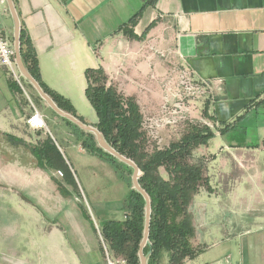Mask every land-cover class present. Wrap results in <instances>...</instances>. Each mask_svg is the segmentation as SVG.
<instances>
[{"label":"crops","instance_id":"1","mask_svg":"<svg viewBox=\"0 0 264 264\" xmlns=\"http://www.w3.org/2000/svg\"><path fill=\"white\" fill-rule=\"evenodd\" d=\"M12 2L37 55L42 81L69 100L80 118L90 113L91 123L81 118L86 124L98 123L86 97L88 69L102 68L108 85L133 98L143 121L161 114L170 95L168 77L176 79L188 70L209 83L211 93L194 103L191 117L220 123V133L212 131L215 136L200 145L202 175L212 191L202 190L198 224L194 221L199 251L182 264H264V0ZM0 20L14 46L7 0H0ZM16 84L0 65V147L10 153L0 154V165L6 162L17 191L41 194L48 175L56 184L60 170L41 167L29 147L51 137L66 160L65 146H83L78 133L48 105L65 125L47 122L51 134L31 129L27 119L34 104ZM214 188H225L228 204L210 205L215 204ZM62 213L73 234L56 219L29 220L38 232L0 235V242H7L6 249L0 246V264H103L100 249L93 256L96 243L88 244L94 238L79 232L78 220L73 223L67 210ZM165 255L158 264H170Z\"/></svg>","mask_w":264,"mask_h":264},{"label":"trees","instance_id":"2","mask_svg":"<svg viewBox=\"0 0 264 264\" xmlns=\"http://www.w3.org/2000/svg\"><path fill=\"white\" fill-rule=\"evenodd\" d=\"M20 54L27 70L58 107L86 123L76 114L69 100L51 90L42 81L37 55L23 29L20 32ZM86 74V97L98 116L97 128L119 153L133 160L143 172L140 184L150 197L152 209L150 245L144 247L145 255L148 254V264H158L165 253L168 254L170 264H182L186 259L194 258L199 250L192 245L195 229L187 208L192 193L198 192L204 179L200 168L189 165L186 158L192 154L194 147L206 144L215 134L206 127H202V130L193 127L180 143L148 153L144 148L147 139L141 131L143 116L133 98L123 97L113 85H108V78L102 68L88 69ZM61 118L78 135L88 134L85 136L87 139L82 141V146L89 153L109 162L118 172L121 165L129 167L95 143L89 142L95 137L94 134ZM29 149L41 167L60 170L62 173L61 168L68 167L51 137L40 145L30 146ZM161 166H165L168 172L167 179L159 173ZM144 206L143 196L131 188L123 207L125 218L105 222L100 229L101 237L112 256L122 257L128 264H140L139 250L145 227ZM100 249L103 251L102 244Z\"/></svg>","mask_w":264,"mask_h":264},{"label":"rangeland","instance_id":"3","mask_svg":"<svg viewBox=\"0 0 264 264\" xmlns=\"http://www.w3.org/2000/svg\"><path fill=\"white\" fill-rule=\"evenodd\" d=\"M176 79L173 75L168 77L165 85H167V83L168 85H171L172 83L174 85L172 88L175 90L176 85L174 81ZM170 81L172 82L170 83ZM22 84L26 93L28 92V96L31 97L34 107L47 115V122L49 123L50 127L54 121L63 123L65 125L62 120L54 118L55 115L51 112V110H49L47 103L43 99L39 100L37 96L39 94L35 88L24 79V77H22ZM200 117L204 119L203 116ZM81 118L88 123L92 122L91 115L88 112L83 113V117ZM200 119L201 118L199 117H191L192 122L181 124L176 127L166 126L153 133H151L147 128H141V131L144 132L147 139L144 144L145 151L151 153L155 149L163 150L169 148L173 143H180L182 139L188 136L190 130L193 129V127L202 130L203 124L201 123ZM92 126L96 127L95 125ZM70 128L77 133L73 127L70 126ZM80 134L81 133H79V135ZM238 134L242 138L245 136L241 131H239ZM82 135L79 137L81 143L83 140L87 139L85 136L88 134ZM251 140L257 142V139H255L252 135ZM89 142L95 143V145L99 147L96 137L93 139L91 138ZM199 146L200 145L193 148L192 154L187 157L186 160L189 165H197L202 173V150H200L202 149V146ZM79 149L80 148H78L77 145L73 144L64 147L65 154L68 158L66 159L68 167L66 169L61 168L64 173H62V176L58 174H56L57 176L54 175L56 179H59L56 184L52 181L51 176L48 175L47 189L41 194L28 191L24 192V189L17 191L16 187L12 183V180L9 179L12 177L7 176L9 168L6 165V162L3 163L2 167L0 165V235L5 236L7 234H18L23 236L25 233L38 232L39 227L28 225V221L33 219H40L46 223L52 222L51 220L56 219L66 226L68 221L65 214L62 212L67 210V214L73 223H75V219L78 220L79 232H82L85 236L94 238V240H88V244L94 245L96 243L97 249L96 253H93L94 257L98 255V249H100V245L102 244L103 251H101V249L100 251L102 253L103 264H128L124 258H114L112 256V254L109 252L108 246L105 245L101 237L100 229L105 222L118 221L125 218L123 207L128 195L130 194L131 188L133 189V169L121 165L119 169L120 172H118L112 168L107 161H104L93 155L85 154L87 152H85L83 148L82 149L84 151ZM0 154H3L2 157H5L10 153L6 150L3 151V147H0ZM3 159L4 158H2V160ZM1 173H6L4 177L8 178L2 177L3 175H1ZM159 173L164 179L168 178V172L165 166L159 167ZM142 177L143 172L140 169V179ZM203 179L204 182L202 181V183L199 185L198 192L192 193L191 201L189 202L187 208L193 222V226L194 221L196 224H198L197 221L198 217L200 216L199 212L202 210L200 205V201H202V190L206 188L208 192L212 191V188L205 182L207 179L205 177H203ZM59 184H62L64 188H58L57 185ZM223 190H225V188ZM223 190L220 188H214L211 196L214 197L215 204L210 205H225V203L228 204L229 200L224 196ZM145 206L144 224L146 217ZM62 208L64 209L63 211L60 210ZM52 210H57V213L50 212ZM66 228L69 229V233H74L72 226H66ZM70 229H72L73 232H71ZM194 238L191 240L192 245H194V249H197L195 247L196 245L194 244ZM6 244L7 242H0V246L4 247ZM6 248L7 247H4L3 249ZM2 252L3 251H1L0 254ZM165 256L166 255L163 254L160 258V261H162Z\"/></svg>","mask_w":264,"mask_h":264},{"label":"built area","instance_id":"4","mask_svg":"<svg viewBox=\"0 0 264 264\" xmlns=\"http://www.w3.org/2000/svg\"><path fill=\"white\" fill-rule=\"evenodd\" d=\"M0 65L7 69L8 74L22 89V74L18 69L16 62V52L12 41L8 37L4 26L0 20ZM174 80V79H173ZM177 80V81H176ZM176 89L172 94L174 86L167 83L166 87L170 95L164 98L161 114L157 117L145 119L142 127L147 128L151 133L166 126H178L192 122L191 116L195 111V103L198 100L208 96L210 92L209 83L202 79H197L188 70H182L176 79ZM203 127L210 129L215 133H220V123L218 121L200 119ZM29 127L33 130H43L50 133L44 113L34 107L32 114L27 119ZM51 134V133H50ZM62 176L61 171H57Z\"/></svg>","mask_w":264,"mask_h":264},{"label":"water","instance_id":"5","mask_svg":"<svg viewBox=\"0 0 264 264\" xmlns=\"http://www.w3.org/2000/svg\"><path fill=\"white\" fill-rule=\"evenodd\" d=\"M8 5L10 7V11L13 17L14 21V49L16 52V62L19 71L21 72L22 76L25 80H27L38 92L39 96L47 103V105L59 116L71 121L75 125H77L80 129L90 132L95 135L96 140L98 142V146L103 149L105 152L109 153L113 157L117 158L119 161L125 163L129 167L133 169V175H132V183H133V189L136 190L138 193H140L143 198L145 199L146 206V217H145V229H144V237L142 240V243L140 245L139 250V258L141 264H148V255H145L144 253V247L149 244V232H150V217H151V200L146 191L142 188L140 185V168L138 165L131 160L130 158L122 155L119 153L111 144H109L106 139L103 137L102 133L99 131L97 127H94L92 125L83 123L78 118L73 116L70 113H67L63 110H61L58 105L53 101V99L42 89L41 85L38 83V81L30 74V72L25 67L23 60L21 58L20 54V32H21V26L20 21L18 18V15L16 13L14 4L12 0H7Z\"/></svg>","mask_w":264,"mask_h":264}]
</instances>
